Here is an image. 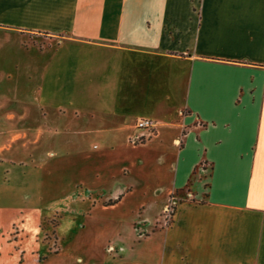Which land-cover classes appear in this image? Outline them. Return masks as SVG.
<instances>
[{"label":"crops","instance_id":"crops-1","mask_svg":"<svg viewBox=\"0 0 264 264\" xmlns=\"http://www.w3.org/2000/svg\"><path fill=\"white\" fill-rule=\"evenodd\" d=\"M7 69L27 78L22 109L75 111L71 135L114 142L93 159L121 165L77 168L89 193L60 197L51 251L42 166L15 160L27 133L7 134L0 188L33 212L13 246L0 214V264H264V0H0ZM138 120L157 132L131 146Z\"/></svg>","mask_w":264,"mask_h":264},{"label":"rangeland","instance_id":"rangeland-1","mask_svg":"<svg viewBox=\"0 0 264 264\" xmlns=\"http://www.w3.org/2000/svg\"><path fill=\"white\" fill-rule=\"evenodd\" d=\"M25 81H27V78L18 76L17 70L13 73V71L7 69L3 74H0V145L7 146L9 144L8 137H6L7 134L10 135L13 132L21 135L24 133L28 134L27 138L24 137L15 142L12 145L11 151L15 152V160L26 162L31 160L35 165L42 166V168H39L41 170L39 181L42 184L44 203L38 211L32 212L33 214H37L46 210L48 208L47 204L53 205L48 218L40 225H36L37 229L35 231L45 241L49 250L55 251L58 246L54 233L57 228L55 224L58 221L60 212V197L71 189H73L75 194L77 191L81 192V194L83 191L85 194L89 193L87 190H83L86 186L75 184L81 181L90 183L93 180L91 173L86 172L81 176L76 170L79 166L85 169L94 168L92 166L96 163V159H93L95 152L97 150L101 152L106 151L114 142L103 140L98 136L77 140L71 135L76 128L75 119L77 117L75 111L59 108L45 110L27 103H23L24 109H22L21 100H23V97H28V94H20L21 98H18L17 94H19L18 92ZM13 89H15V109L12 105L14 102L12 96ZM24 101H27V98ZM23 110L27 113L25 114L26 118L36 120L35 126H28L23 123L20 117ZM8 113L15 114V121L6 119ZM44 116L51 118L53 122L46 124L43 120ZM60 122H64V124ZM35 134H40L36 142L32 139L35 137ZM152 138L142 144L150 141ZM129 144L133 146L130 142ZM6 154L8 152L3 153V155ZM111 159L114 160L115 165L110 164L109 166L105 164ZM108 160L107 158H103L96 164L101 166V168H119L121 165L117 157ZM7 190L10 192L12 189L5 186L0 188V196L4 198L0 214L3 217L5 243L13 246L18 241V238H21L19 236L20 232L24 231L21 216L32 212L15 207L13 204L14 197ZM25 228L32 235V230L35 227L28 221Z\"/></svg>","mask_w":264,"mask_h":264},{"label":"built area","instance_id":"built-area-1","mask_svg":"<svg viewBox=\"0 0 264 264\" xmlns=\"http://www.w3.org/2000/svg\"><path fill=\"white\" fill-rule=\"evenodd\" d=\"M135 128L138 131L136 135H134L132 138H130L129 142L135 146L142 144L143 142L147 141L151 137L156 135L157 130V124L152 120H138L135 123ZM173 207L172 203L167 207V209L164 211V214L167 217H170L173 213ZM112 249L110 248L109 251Z\"/></svg>","mask_w":264,"mask_h":264}]
</instances>
